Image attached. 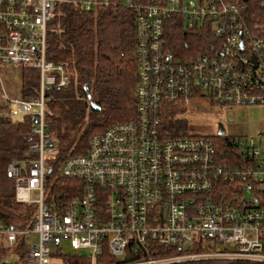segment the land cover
Here are the masks:
<instances>
[{
  "label": "built area",
  "instance_id": "obj_1",
  "mask_svg": "<svg viewBox=\"0 0 264 264\" xmlns=\"http://www.w3.org/2000/svg\"><path fill=\"white\" fill-rule=\"evenodd\" d=\"M74 1L85 10L99 4ZM57 3L0 0V103L33 135L32 158L11 162L6 174L16 201L36 207L25 229L0 217V251H7L0 264H264V120L259 144L225 133L215 140L161 132L165 108L197 96L264 106V31L245 27L238 3L125 0L136 10V118L93 136L84 155L64 160L58 181L51 180L57 140L46 111L52 93L71 81L65 65L47 58ZM174 16L188 19V31L211 27L214 43L177 57L165 26ZM7 68L38 70V95L9 97ZM69 181L71 193L57 188Z\"/></svg>",
  "mask_w": 264,
  "mask_h": 264
},
{
  "label": "trees",
  "instance_id": "obj_2",
  "mask_svg": "<svg viewBox=\"0 0 264 264\" xmlns=\"http://www.w3.org/2000/svg\"><path fill=\"white\" fill-rule=\"evenodd\" d=\"M150 1L141 0L142 3ZM222 1L244 6V19L249 27L264 25V0ZM108 3L104 8L86 11L69 0H59L48 26L47 58L55 65H65L71 81L68 88L53 92L54 98L47 105L46 121L57 140L51 180L61 181L59 173L64 160L84 155L93 136L116 123L136 118V10L127 7L125 0H108ZM185 21L176 16L166 21L168 47L180 58L206 52L216 38L212 28L197 26L188 31ZM22 71V96L29 100L39 93L40 73L34 68ZM91 102L100 110L94 111ZM170 106L162 115L163 137L187 135L186 121ZM214 138L219 140L218 136ZM31 139L29 123L13 124L9 118H0V217L19 229L30 226L36 207L16 201L15 182L7 178L6 172L11 162L32 158ZM72 184L69 181L65 186L61 182L56 185L69 194L67 188ZM60 190L53 189V192ZM6 253L2 250L0 256Z\"/></svg>",
  "mask_w": 264,
  "mask_h": 264
},
{
  "label": "rangeland",
  "instance_id": "obj_3",
  "mask_svg": "<svg viewBox=\"0 0 264 264\" xmlns=\"http://www.w3.org/2000/svg\"><path fill=\"white\" fill-rule=\"evenodd\" d=\"M186 55H189L187 52ZM185 58H190L187 56ZM22 70L7 68L1 71L9 97L22 99ZM0 118H7L8 109L0 103ZM170 106V105H169ZM170 107L180 112L181 119L186 121V133L214 137L221 124L228 137L245 136L260 143L259 133L263 130L264 106H223L214 103L209 97L197 96L186 101L172 104ZM264 148V139H262ZM35 198V197H33ZM37 238H34L36 241ZM64 252L69 250L64 247ZM68 254V253H66Z\"/></svg>",
  "mask_w": 264,
  "mask_h": 264
},
{
  "label": "bare ground",
  "instance_id": "obj_4",
  "mask_svg": "<svg viewBox=\"0 0 264 264\" xmlns=\"http://www.w3.org/2000/svg\"><path fill=\"white\" fill-rule=\"evenodd\" d=\"M55 1H58L59 2V0H55ZM70 2H72L73 4H75V5H80V6H82L81 4H79V3H76L74 0H69ZM105 1L106 0H96V2H98L99 4H97L96 6H93L91 9H99V8H102V7H104L103 5H102V3H105ZM167 1V0H166ZM215 2H219V1H222V0H214ZM107 3H108V0H107ZM58 4V3H57ZM108 5H109V3H108ZM83 7V6H82ZM90 9V10H91ZM85 10V9H84ZM86 11H88V10H86ZM242 17H243V20H244V25H245V27L247 28V29H250L251 27H249L248 26V24L246 23V21H245V19H244V14L242 13ZM182 18H184V17H182ZM184 20H186L185 21V24L184 25H186V23L188 22V19L187 18H184ZM165 26H166V23H165ZM206 27V26H205ZM258 27H260V29L261 30H263L264 31V25H262V26H258ZM48 34V33H47ZM241 36H242V39H244L245 40V34H244V32H241ZM243 40V41H244ZM224 133H225V131H224ZM219 134V133H218ZM223 135V134H222ZM164 138V137H163ZM92 139V138H91ZM90 139V140H91ZM166 139H168V138H166ZM90 140H89V142H90ZM30 146V145H29ZM88 148H89V143H88ZM88 150V149H87ZM87 152V151H86Z\"/></svg>",
  "mask_w": 264,
  "mask_h": 264
},
{
  "label": "water",
  "instance_id": "obj_5",
  "mask_svg": "<svg viewBox=\"0 0 264 264\" xmlns=\"http://www.w3.org/2000/svg\"><path fill=\"white\" fill-rule=\"evenodd\" d=\"M85 89H87V86L85 87ZM91 108H92L94 111H99V110H100V107H98L94 102H91ZM218 133H219L220 135L224 134V127H223L221 124L219 125Z\"/></svg>",
  "mask_w": 264,
  "mask_h": 264
}]
</instances>
